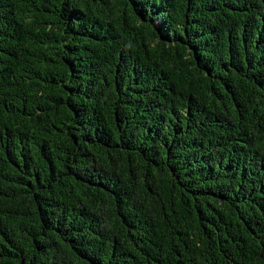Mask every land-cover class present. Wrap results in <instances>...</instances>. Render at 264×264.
Returning <instances> with one entry per match:
<instances>
[{
  "label": "trees",
  "instance_id": "obj_1",
  "mask_svg": "<svg viewBox=\"0 0 264 264\" xmlns=\"http://www.w3.org/2000/svg\"><path fill=\"white\" fill-rule=\"evenodd\" d=\"M0 264H264V0H0Z\"/></svg>",
  "mask_w": 264,
  "mask_h": 264
}]
</instances>
